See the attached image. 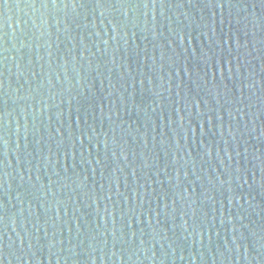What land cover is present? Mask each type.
I'll return each instance as SVG.
<instances>
[{"label": "water", "instance_id": "obj_1", "mask_svg": "<svg viewBox=\"0 0 264 264\" xmlns=\"http://www.w3.org/2000/svg\"><path fill=\"white\" fill-rule=\"evenodd\" d=\"M0 264H264V0H0Z\"/></svg>", "mask_w": 264, "mask_h": 264}]
</instances>
